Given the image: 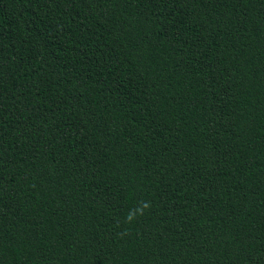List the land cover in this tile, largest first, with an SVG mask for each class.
<instances>
[{
    "label": "trees",
    "instance_id": "16d2710c",
    "mask_svg": "<svg viewBox=\"0 0 264 264\" xmlns=\"http://www.w3.org/2000/svg\"><path fill=\"white\" fill-rule=\"evenodd\" d=\"M0 264H264V0H0Z\"/></svg>",
    "mask_w": 264,
    "mask_h": 264
}]
</instances>
